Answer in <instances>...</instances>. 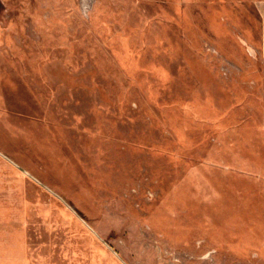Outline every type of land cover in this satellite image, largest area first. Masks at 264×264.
Here are the masks:
<instances>
[{
	"label": "rangeland",
	"instance_id": "rangeland-1",
	"mask_svg": "<svg viewBox=\"0 0 264 264\" xmlns=\"http://www.w3.org/2000/svg\"><path fill=\"white\" fill-rule=\"evenodd\" d=\"M258 2L0 0V264H264Z\"/></svg>",
	"mask_w": 264,
	"mask_h": 264
},
{
	"label": "crops",
	"instance_id": "crops-1",
	"mask_svg": "<svg viewBox=\"0 0 264 264\" xmlns=\"http://www.w3.org/2000/svg\"><path fill=\"white\" fill-rule=\"evenodd\" d=\"M258 9L261 16V54L264 58V0H259ZM257 185L262 188V191L258 193V200L256 199L255 194V200H257L258 203L261 202L262 210L258 208V212L261 211V213L259 212L254 218L251 217L252 199L250 193L248 202L250 220L246 242L249 247L253 248L255 254L264 260V179H258Z\"/></svg>",
	"mask_w": 264,
	"mask_h": 264
},
{
	"label": "water",
	"instance_id": "water-1",
	"mask_svg": "<svg viewBox=\"0 0 264 264\" xmlns=\"http://www.w3.org/2000/svg\"><path fill=\"white\" fill-rule=\"evenodd\" d=\"M15 163V162H14ZM16 164V163H15ZM17 165V164H16Z\"/></svg>",
	"mask_w": 264,
	"mask_h": 264
}]
</instances>
